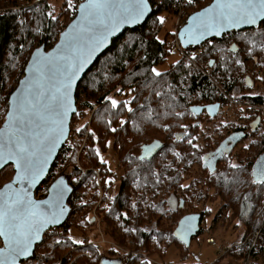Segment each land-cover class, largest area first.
<instances>
[{
  "label": "trees",
  "instance_id": "16d2710c",
  "mask_svg": "<svg viewBox=\"0 0 264 264\" xmlns=\"http://www.w3.org/2000/svg\"><path fill=\"white\" fill-rule=\"evenodd\" d=\"M149 1L154 11L148 21L143 26L126 30L121 37L114 40L112 46L88 70L76 92L77 105L96 104L98 108L97 120L94 119L95 126L92 127V133L88 136L93 153L92 159L86 165L84 164L86 161H83L81 166L87 171H94V168L88 166L98 167L99 164H103V183L119 187L113 198L114 207L105 212L100 209L101 214L99 215L102 216V224L107 227L106 235L112 238V232L119 229L122 236L125 235V237L134 240L136 250L147 248L150 252L159 251L155 243V236L158 240L170 241L171 239L182 248L181 253L184 251L189 254V247L174 236L179 220L190 213L186 211L193 207L197 201H221L224 203V207L231 210L234 217L243 223L247 233L257 232L258 236L261 234L256 248L258 252H255V248L252 247L246 254L255 259L259 255L258 253L264 254V185L251 183L250 166L257 154L264 151V133L261 134V142L255 149V155L237 153L231 156L239 167L230 168L229 164L233 163L232 160H228L227 163L225 161L220 164L212 174L202 168L200 157L206 151L198 147L197 149L191 148L188 139L192 137L204 138L207 134L206 131H200L198 127L193 126V114L189 108L195 104L214 102L219 98L217 99L216 95L212 96L210 93V91L213 93L212 87L210 84L208 85L207 78L204 76H192L190 88L183 91L179 87L180 76L183 77V73L180 72L181 66L176 67L175 70L162 72V77L151 75V68L163 65L172 54L171 48L167 46L166 42L157 37L159 35L157 23L160 22L156 17H160L162 12L170 11L168 13H171L172 6L174 3L176 5L178 0H164L161 4L158 0ZM182 1L184 9L187 3L186 0ZM32 2L34 5L26 9L19 0H0V90L6 87L7 72L13 64V60L20 64L18 66L20 73L18 81L24 75L25 59L35 46L43 44L51 48L57 42L60 33L66 28V25H63L57 31L53 24L54 21L46 14L48 3L46 4L43 0ZM41 6H44L43 10H40ZM28 13L31 16L30 19L27 17ZM162 29H164V24ZM234 38L239 39L237 43L240 46V53L251 54L253 51L258 55L263 52L261 47H264L262 45L264 44V23H261L259 29L233 32L225 35L221 40L213 39L209 42L213 43L215 47H222L220 54H223L229 44L228 41L234 40ZM209 42L201 48L203 49ZM192 49L194 48H190V50ZM235 61L240 63L237 64ZM248 62L250 60L222 59L224 65L220 67H224V73L227 69L231 70L235 73L234 77L237 78L233 87L226 85V91L236 90L239 83L243 85L244 76L250 73ZM251 62L254 60L251 59ZM261 62L262 60H259V63ZM243 63L245 64L243 65ZM172 65L174 66V64ZM219 68L214 69L216 73L219 72ZM255 77L258 78L257 75ZM120 87L122 91L127 88L132 91L131 112L122 106L125 102L129 104L127 101H121L120 105L113 109L109 101L104 99L105 96L109 97ZM12 91L11 89L5 94L6 107ZM157 91L161 93V96L155 94ZM188 92L190 99L186 97ZM130 93L127 92V95ZM212 98L214 99L210 100ZM248 100L251 103L264 105L263 97H250ZM173 118H176L177 124L171 125ZM181 120L182 123H180ZM121 121H125V123L122 125ZM184 123L189 124L191 133L183 141H177L173 137L174 132L182 129ZM113 128L116 131H111ZM160 136L162 139L159 138ZM154 139L162 140L165 144L164 148L150 161L139 160L142 145L150 143ZM215 140V138L204 139V142L211 146L208 148L209 150L213 148L212 144ZM196 142L197 140L193 141L194 144ZM95 144H99L101 150H96ZM97 151L99 156L96 154ZM109 151H113L114 159L116 158L115 170L108 168L107 163L100 161L101 155ZM60 158L61 153L58 160ZM70 165L72 166L68 172L69 178L73 177L75 173L79 178V181L73 184L74 192L69 199V205L73 211V207H75L73 197L81 188L82 181L89 179L90 176L93 179L94 176H92L93 173H87V171L84 173L77 168L75 155L71 156ZM195 165L200 168L203 180L197 183L193 179L188 186L184 187V174H187ZM53 167L50 176L43 184L44 186H49L48 180L51 177H58L62 174L54 173L57 164ZM8 169L9 167L6 168V170ZM62 170H64V165ZM178 191L183 192L184 206L175 211L169 208L166 198L170 194H177ZM38 194L39 197L46 196L47 189L44 192L38 191ZM94 206V201H89L86 204L84 219ZM202 213H200L201 223L205 217ZM69 222L60 229L69 233L73 228L68 225ZM174 222L175 225H173ZM153 223L161 228L160 231L147 232L144 226ZM77 225L79 226L78 223ZM261 227L263 228L261 229ZM199 235L200 233L197 236ZM118 240L122 242L123 239L121 237ZM41 248L38 246L33 259L24 262V264L36 259L39 262L42 261L40 258L44 257V254H37ZM104 257L112 259L118 256L112 255L111 257L102 254L101 256L97 255L95 262H93V258L87 260L91 264H100ZM118 258L123 264L124 258ZM81 259L82 262L87 263V260ZM76 262V264H81L78 259Z\"/></svg>",
  "mask_w": 264,
  "mask_h": 264
},
{
  "label": "snow or ice",
  "instance_id": "6c2138e0",
  "mask_svg": "<svg viewBox=\"0 0 264 264\" xmlns=\"http://www.w3.org/2000/svg\"><path fill=\"white\" fill-rule=\"evenodd\" d=\"M194 2L186 0L189 6ZM68 5L72 7V0H68ZM148 10L149 0H85L79 4L78 19L61 33L56 51L33 57L28 68L29 76L8 101L6 122L0 127V168L11 162L15 172L11 183H6L0 190V239L3 241L0 264H17L18 258L26 256L32 244L40 239L41 231L59 222L64 212L62 201L69 191L63 179L57 180L48 189L47 200L34 199L29 190L40 180L49 157L66 132L72 83L109 36L122 24L142 19ZM48 15L52 20L56 19L51 11ZM156 19L163 23L165 18ZM258 23H264V0H214L210 7L188 16L185 27L178 31L181 43L185 37L189 43H198L206 36H220L231 29ZM150 71L153 77L163 76L155 67ZM155 94L161 96L159 91ZM104 99L113 109L121 103L107 96ZM122 106L132 111L128 104ZM124 123L121 121L122 125ZM195 139H188L193 149H197L193 143ZM156 147V144L146 146L144 155L150 154ZM225 147L221 145L208 157H200L206 161L209 171L212 170L211 160L221 155ZM243 147L248 149L249 145ZM96 154L99 156L98 151ZM140 159L143 160L144 156ZM101 162L107 163L103 159ZM229 167L235 169L239 165L233 163ZM251 183L264 185V155L252 167ZM191 219L189 217L181 222V229L176 235L181 232L186 235L191 231ZM68 239L73 244L84 243L72 240L71 236Z\"/></svg>",
  "mask_w": 264,
  "mask_h": 264
},
{
  "label": "rangeland",
  "instance_id": "374dc122",
  "mask_svg": "<svg viewBox=\"0 0 264 264\" xmlns=\"http://www.w3.org/2000/svg\"><path fill=\"white\" fill-rule=\"evenodd\" d=\"M22 4V6H25L27 9L29 6L34 5V0H19ZM48 3V7L46 9L47 15L51 11L52 15L56 17L54 21V25L58 29H60L63 25H68L71 23V21L75 18L77 9L72 1V7L68 5V0H43ZM164 0H158V2L161 4ZM213 0H195V2L189 6L186 4V8H184L182 11L185 13L186 16H190L191 14L195 13L196 11L201 10L202 8L208 6L212 3ZM40 10H43L44 6L40 7ZM172 12H162L160 17H164L163 23H157V28H159V35L157 36L160 40H164L168 47H170L172 54L169 56L167 61L159 66L157 68L158 71L162 72H168L169 70L173 69L175 70L176 67L181 66L180 72L183 73V77L180 76L179 81V87L185 91L186 89L190 88L191 86V78L192 76H204L207 78L208 85L210 84V87H212L213 93L210 91L212 96L216 95L217 99L222 96L224 99H226L228 102L231 103H239V102H246L249 101L248 98L253 97H263L264 98V47H261L262 51L258 57L256 52L251 51V54H249V60L251 62V59H254V57H257L259 60H262V66L260 69H257V79H255L256 83L253 87V89H248L241 83H239L238 88L236 90L226 91L227 86L233 87L234 82H236V79L234 77V72L231 70H226L224 73V67H217L219 68V72H215L213 68H209L207 65L209 59H217L220 63H222L221 58V49L222 47H215L213 43H208L203 49L190 51V49H183L187 51V56L190 57V59H187L186 57H182V55L173 47L172 42L173 38L175 37V26H176V18L178 15V3L172 6ZM173 13V14H172ZM27 17L30 19L31 16L28 13ZM49 17V15H48ZM50 18V17H49ZM164 24V29H162V26ZM252 31V30H250ZM61 34V33H60ZM60 36V35H59ZM59 39V38H58ZM238 38H234V40L231 39V43L234 42L237 43ZM58 41V40H57ZM240 42V41H239ZM57 43V42H55ZM229 43V41H228ZM233 43V44H234ZM242 44V43H241ZM43 45V44H42ZM226 46V51L223 54H227L226 60L230 59H244L242 53L237 57V55L240 53V48L238 51V54L235 56L232 53L231 50H229V46ZM264 45V44H262ZM54 46V45H53ZM52 46V47H53ZM40 47L39 45H36L33 51ZM51 47V48H52ZM239 47V46H238ZM231 48V47H230ZM46 49H50L48 46H46ZM32 51V52H33ZM28 55L26 57V61L24 62L23 72L25 70V67L30 59V56L32 54ZM230 55V56H228ZM195 56V59H191V57ZM237 63V61H235ZM174 64V66L172 65ZM239 64V63H237ZM185 65H188V67H185ZM224 65V64H222ZM20 66L19 62L16 60H13L12 66L9 67L6 77V87L3 90H0V127L5 121V117L7 114L6 111V100H5V94L9 92L11 89L14 91L17 87L20 79L19 78V68ZM250 71V70H249ZM255 76V75H253ZM8 78V79H7ZM227 85V86H226ZM125 86V85H124ZM129 86V85H127ZM125 88V87H124ZM117 89H121L117 88ZM117 89L112 92V94L109 96L112 99H115L119 102L121 101H127L128 107H131L130 101L132 99V91L129 90V88L124 89L123 91H117ZM209 89V88H208ZM12 91V92H13ZM127 92H131L129 95H127ZM230 92V93H229ZM126 93V94H125ZM10 96V95H9ZM187 99H190L189 92L186 94ZM215 97V98H216ZM247 98V99H246ZM214 98L210 99L213 100ZM9 101V97L8 100ZM8 103V102H7ZM126 103V102H125ZM233 104V105H234ZM249 102L246 106H248ZM232 105V104H231ZM236 105L237 108L241 109L240 115L243 114L244 116H247L245 113V109L247 108L245 105ZM264 106V105H263ZM236 107L231 106L230 110L225 112L234 113L236 111ZM128 111V110H127ZM97 115H95V120H97ZM222 115H225L223 113ZM263 116V127H264V115ZM93 119V120H94ZM95 120L92 121V127L95 126ZM171 125L177 124L176 118H173ZM182 123V120L181 122ZM180 134V133H178ZM177 135V134H176ZM175 135V136H176ZM173 135V137L175 138ZM162 139V136L159 137ZM160 139H154L159 140ZM153 140V141H154ZM196 145L199 149H202L203 151L208 150V145L204 142V139L197 138ZM151 141V142H153ZM150 142V143H151ZM149 144V143H146ZM96 146V147H95ZM110 146V143H109ZM96 150L99 149V144L94 145ZM86 151L93 155L91 152V146L88 142V146L86 148ZM204 152V154L206 153ZM112 155V157H111ZM84 159V158H81ZM107 161L108 168L115 170V164L116 161L114 159V153L113 151H109L106 154L103 153L101 155V160ZM63 165L64 170L61 172L63 175L67 174L71 170L70 158H63ZM100 160V161H101ZM84 164L88 163L87 160H82ZM66 163H68V166H66ZM63 165L61 164V167L63 169ZM90 168H94L93 170L87 171V173H93L92 176L93 179L90 178L82 181V186L79 188L77 193L74 195L73 199V211L70 213L69 218L67 219L68 225L71 226V230L69 233H67L65 230L54 229L53 231H50V233L46 234L44 237V241L40 247H42L37 254L41 255L44 254V257L40 258L42 261H37L38 259L29 262L28 264H76V260H80L81 264H85L82 262L81 258L92 259L93 262L96 261L97 255L101 256L108 255L111 256L115 255L118 257L124 258L123 262L124 264H264V254H260L253 259L252 257H249L247 254L248 251L251 250L252 247L255 248V252H258V249L256 250L261 234L258 236L257 232L254 233H247L245 226L243 223L238 220L236 217H234V214L231 210L224 207L223 202L219 201H207V202H201L197 201L193 207H190L186 212L197 213V214H204V221L201 223V230L200 235L194 238L191 242L190 247L188 248V252L181 253L182 248L174 242V240L168 241V240H158L157 236H155L156 240L155 243L158 246L159 251L157 252H150L147 248H143L142 250H136V244L132 238L125 237V235L122 236V233L118 229V231L112 232V238L109 235H106L105 229L107 228L102 224V216L99 215L100 209H102L104 212L111 210V208L114 207V197L112 196V185L109 183L105 184L102 180V172L104 169L103 164H99L98 167H92L88 166ZM8 168V167H7ZM101 169V170H100ZM14 175L13 167H9L8 170L6 168L4 171L0 174V187L4 184L8 183ZM202 172L200 168L195 165L190 169V171L187 174H184V183L183 186H188L193 179L196 180V182H201L203 180ZM74 176L77 178L76 182L79 181L78 174H74ZM57 179V177L50 178L49 180H52V183L54 180ZM103 183V184H102ZM102 185L106 188L107 191L111 190V195L107 196V205L103 206L100 204V199L104 197L99 192V186ZM47 188L45 187L43 191H45ZM89 201H94L95 206L94 208L89 211L86 219L84 216V213L86 212L85 206ZM75 221V222H74ZM89 222H92V224H89ZM79 224V226L77 225ZM170 223V222H169ZM175 225V222L174 224ZM77 227V228H76ZM264 227V226H263ZM261 227V229L263 228ZM144 229L147 232H158L161 228H159L155 223L149 224L144 226ZM108 231V229H107ZM257 233V234H256ZM71 236L72 240H79L84 241L82 244H73L71 240L68 239V237ZM122 237V242H120L118 239ZM210 240H216L217 246L212 247L210 245ZM56 241H59L57 244ZM172 242V243H169ZM169 243V244H168ZM1 245V241H0ZM138 251V252H137ZM118 257H113L112 261L117 262L120 260ZM55 259V261H54ZM43 260H47L44 261ZM56 262V263H55ZM86 264H91L88 260Z\"/></svg>",
  "mask_w": 264,
  "mask_h": 264
},
{
  "label": "water",
  "instance_id": "95a60500",
  "mask_svg": "<svg viewBox=\"0 0 264 264\" xmlns=\"http://www.w3.org/2000/svg\"><path fill=\"white\" fill-rule=\"evenodd\" d=\"M84 2H85V0L82 3H84ZM213 3H214V0L212 1L211 4H209L206 7H210ZM206 7H204V8H206ZM153 11H154V9H153L150 1H149V10L145 14V16L142 19H140L139 21H137V22L128 23V24H122L117 31H115L111 36L108 37V40L106 41V43L102 47H100L95 53H93V55H92L91 59L89 60V62L84 66V68L81 70V72L77 74L76 78L74 79V81L72 83V87H71V90H70L71 109L68 111V115H67V118H66V121H65L66 132L60 138V142L57 144V146L55 147V149L52 152V155L49 157L48 164L45 167L44 173L41 176L40 180L29 190L30 193H31V195H32V197L34 199H36V196L35 195H36V192L39 189V187L50 176V172H51L53 166L55 165V162L58 159V156H59L61 150L63 149L66 141L68 140V137H69V134H70V130H71V122H72V119H73L74 115L77 112L76 92H77V89H78V87H79L82 79L84 78V76L86 75V73L88 72V70L99 59V57L102 54H104L112 46V43H113L114 40H116L117 38L121 37L124 34V32L126 30H128V29H135V28H138L140 26H143L148 21V19L150 18V16L153 14ZM193 14H195V13H193ZM193 14H191V15H193ZM78 17H79V6L77 8V12H76L75 18L71 21V23H69L66 26V28L62 32L67 31L69 29V26L72 25L75 22V20L78 19ZM186 23H187V21H186ZM186 23H185V25H186ZM185 25L183 27H185ZM260 25H261V23H258L255 26H241L240 28L231 29V30L227 31L226 33H222L220 36H206L204 39L200 40L198 43H196V42L189 43L187 37H185L184 42L181 43V38H180L179 32H178L177 38L179 40V43H180L181 47L183 49L187 50V49H190V48H199V47L203 46L204 44H206L207 42H209V41H211L213 39L221 40L225 35L230 34V33H233V32H242V31H250V30L259 29ZM60 40H61V34L59 36V39H58L57 43H55L52 48L46 49V46L45 45H41L40 47L36 48L32 52V54L30 56V59H29L27 65L25 67L24 75L20 79V81H19L17 87L15 88V90L9 96V100L23 86L21 82L22 81H25L28 78V76H29L28 68H29V64L31 63L33 57L34 56H37L38 54L47 55L48 53H54L56 51L57 45L60 43ZM230 50L232 52H236L237 51V46L235 44H233L231 46ZM211 65H212V63H211ZM219 107H220V105L218 103L212 104V105H207V106H198V105H196V106H191L190 107V111H191L192 114H194L196 116L202 114L203 111H206L211 117H215L217 115V112H218ZM6 117H7V114H6ZM6 117H5L4 123L1 125V127L4 126V124L6 122ZM184 137H185V133H180V134H177L175 136V139L177 141H183ZM243 138H244V135H242V133H238V134L232 135L231 137H229L228 139H226L225 141H223L217 147V149H218V148H220L221 145H226L224 152L221 155H217L215 159L211 160V169L212 170L209 171L210 173H214L216 171L218 162L221 159H223L225 155H229L232 152L233 148L236 146V144L238 142H240ZM228 142H232V144L229 146L228 145ZM153 144L158 145V147L152 149V151H151L150 154L144 155V149H145V147L146 146L147 147H151ZM164 146H165V144L162 141H159V140H154L153 142H151L149 144L142 145V147H141V153L139 155V160H141V161H150V160H152L156 156V154L161 149L164 148ZM216 150H214L212 153L216 152ZM212 153H207L204 156L205 157H208ZM261 155H264V152ZM141 156H144V159L143 160L140 159ZM202 163H203L202 164V168L208 170V168L205 166L206 165V161H202ZM10 166L13 167V170H14V166L11 164V162H8V164L6 166H4L3 168H0V173L5 168L10 167ZM14 175H15V172H14ZM14 175H13V178H14ZM60 179H63L64 184L69 189V191H67L65 193L64 198H63V201H62L63 208H64L63 215L60 216V219H59V222L58 223L53 224V225H49L45 229H43L41 231V233H40V239L37 240V241H35L32 244V246H31V248L29 250V253L26 256H22V257H19L18 258L17 264H24V262H27V261H30L31 259H33L34 254H35V251H36L37 247L43 243L44 237H45L46 233L50 229H53V228H56L57 229V228H60V227H62L63 225L66 224L67 219L69 218L70 213H71V207L69 205V199L72 197L73 192H74L73 186L69 183V176L67 174H63L61 176H58L57 179H55L54 182L51 183V185H50V187L48 189H50L51 186L53 184H55L57 180H60ZM11 180L8 183H11ZM3 186L0 187V190L3 189ZM14 187H15V185H14ZM48 198H49V193H47V195H46L45 198H43V199H36V200H47ZM183 206H184V202L181 201L180 207H183ZM170 207L173 208L174 210H176V207L175 206H172L171 203H170ZM189 217L192 218L190 220V224L192 226L191 227V231H189L186 235H184L182 232L179 233V235H176L179 232V230L181 229V222L182 221H186L187 218H189ZM201 219H202V217H201L200 214H189V215L184 216L183 218L180 219V221H179V223L177 225V228L174 231V236L181 243L185 244L187 247H190L193 238L197 237V235H198V233L200 231ZM0 240H1L0 247H3V241H2V239H0ZM100 264H122V263H121L120 260H118L117 262H114V261H112V259H109V258H105L104 257L101 260Z\"/></svg>",
  "mask_w": 264,
  "mask_h": 264
},
{
  "label": "flooded vegetation",
  "instance_id": "af4514ba",
  "mask_svg": "<svg viewBox=\"0 0 264 264\" xmlns=\"http://www.w3.org/2000/svg\"><path fill=\"white\" fill-rule=\"evenodd\" d=\"M229 43L232 46L234 42L231 43V40H229ZM235 45L237 46V51L232 52L234 54L232 56H235L236 54H238V51L240 48L239 44H235ZM230 47H229V50H230ZM200 48H194L190 51H195V50L197 51ZM240 54L241 53H239L237 55V57ZM228 56H230V55H228ZM242 56L245 57L244 59L249 60V56H250L249 54H243ZM226 57H227V54H221L222 59H225ZM186 58L190 59V57L187 55H186ZM253 60H254V62H248L247 66H248V69L250 70V73L245 75L244 80H243V85L245 87H247L248 89H250V88L253 89V87L256 83L255 79H257L255 77L257 75V69H260L262 66V63H259V59L257 57H254ZM211 63H212V65H211ZM244 64L245 63H243V65ZM207 65L209 66V68H213V70H214L217 67L221 66L222 63H220L217 59H215V60L209 59ZM254 73H255V76H253ZM248 102H249V104H248V106H246ZM216 103H218L220 105V107H219L217 115L215 117H211L206 111H203L202 114L197 115V116L193 114V120H192L193 126L198 127L200 131H203V132L206 131L207 135L204 136L203 139H208V140L209 139L212 140L213 138L216 139L212 144L213 148L210 150L208 149V151L204 155H206L207 153H212L214 150L217 149V147L223 141H225L226 139H228L232 135H235L238 133H242V135H244V138L236 144V146L233 148L232 152L229 155H225L224 158L218 162V164H217V168H218V166L220 164L224 163L225 161H226L225 163H227L228 160H232L231 156H233L234 154L240 153L243 155H246V154H249L251 156L255 155V149H256V147H258L260 145V142H261V134L264 133L263 116H262V115H264V106L261 103H251L250 101H246L243 103L239 102L236 104H234L235 103L234 102V103H231L232 104L231 105L230 102H228L222 96H220L219 99L214 101V102L200 103V104H195L192 106H196V105L207 106V105H212V104H216ZM236 105H241V106L245 105L247 107L245 109V113L247 114V116H244L243 114L240 115L241 109L237 108ZM231 106L236 107L237 108L236 111H234V113H230V112L226 113L225 110L227 109V111H229ZM223 113H225V115H222ZM182 125H183L182 129H180L179 131H175L174 136L178 133H187V137L190 135L191 132H190L189 124L184 123ZM187 137H184V139H186ZM217 140H219V141H217ZM231 144H232V142H228L229 146ZM245 144L249 145L248 149H245L243 147ZM207 145L209 147H211L209 144H207ZM252 147H253V149H252ZM140 153H141V151H140ZM262 153L257 154L256 158L252 161L251 166H250L251 172H252V167H253L255 161L258 159V157ZM232 163H235V161L232 160ZM204 170H206L208 173H210L209 170H207V169H204ZM69 181H70V178H69ZM51 183H52V180H48L49 186H46V185L44 186L43 185L44 183H43L39 187V189L37 190L36 195H35L36 199H43L46 197V196L39 197L38 191H40V190L43 191V189L45 187L49 188ZM48 188H47V193H48ZM118 188H119L118 186L112 185V191L114 193V196L117 194ZM181 201L184 202V197H183L182 191H178L177 194H170L166 198V202H167L169 208H171L170 207V203H171L172 206L176 207V210H178L179 208H183V207H180ZM171 209H173V208H171ZM71 211H72V209H71ZM192 214H194V213H192ZM195 214H197V213H195ZM54 229H56V228H54ZM200 230H201V223H200Z\"/></svg>",
  "mask_w": 264,
  "mask_h": 264
},
{
  "label": "built area",
  "instance_id": "2783aa9c",
  "mask_svg": "<svg viewBox=\"0 0 264 264\" xmlns=\"http://www.w3.org/2000/svg\"><path fill=\"white\" fill-rule=\"evenodd\" d=\"M84 0H74L73 3L76 7V9L78 8L79 4H81ZM183 10V1L182 0H178V15L176 18V26H175V37L173 38V42L172 45L173 47L180 52L184 57H186L187 55V51L183 50L179 40L177 38V34H178V30L180 28H182L185 23H186V19L188 16L185 15V13L182 11ZM97 105L93 104V105H85V104H79L77 105V112L74 115L72 122H71V130H70V134L68 137V140L66 141L63 149L61 150V158L60 160H56L55 165L57 164V167H55V174H60L62 170L61 167V160L63 158H70L72 155H75L76 157V164H77V168H79L82 172H86L87 169L83 168L82 165V160H87V161H91L92 156L90 153H88L86 151V148L88 146V136L91 135L92 133V121L95 117V114L97 112ZM77 129H80V131H77ZM84 158V159H81ZM54 168V167H53ZM77 178L75 176L70 177V184H74L76 183ZM99 192L100 194H102L104 197H102L100 199V204L103 206L107 205V196L111 195V190L107 191L105 187H103L102 185L99 186ZM112 196L114 197V193L112 191ZM103 209V208H102ZM53 229H50L48 233H50V231H53ZM210 245L212 246H217V242L216 240H210L209 241ZM124 264V262H123Z\"/></svg>",
  "mask_w": 264,
  "mask_h": 264
},
{
  "label": "crops",
  "instance_id": "0c3cea01",
  "mask_svg": "<svg viewBox=\"0 0 264 264\" xmlns=\"http://www.w3.org/2000/svg\"><path fill=\"white\" fill-rule=\"evenodd\" d=\"M188 18V17H187ZM186 21H187V19H186ZM178 35V34H177ZM180 53V52H179ZM181 54V53H180ZM182 55V54H181ZM182 57H184L183 55H182Z\"/></svg>",
  "mask_w": 264,
  "mask_h": 264
}]
</instances>
